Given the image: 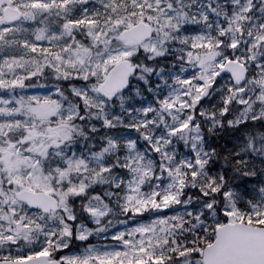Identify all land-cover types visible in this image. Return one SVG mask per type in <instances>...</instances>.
<instances>
[{"label": "snow or ice", "instance_id": "6c2138e0", "mask_svg": "<svg viewBox=\"0 0 264 264\" xmlns=\"http://www.w3.org/2000/svg\"><path fill=\"white\" fill-rule=\"evenodd\" d=\"M0 264H264V0H0Z\"/></svg>", "mask_w": 264, "mask_h": 264}, {"label": "rangeland", "instance_id": "374dc122", "mask_svg": "<svg viewBox=\"0 0 264 264\" xmlns=\"http://www.w3.org/2000/svg\"><path fill=\"white\" fill-rule=\"evenodd\" d=\"M44 92V89H29L28 90V94H39V93H43Z\"/></svg>", "mask_w": 264, "mask_h": 264}, {"label": "trees", "instance_id": "16d2710c", "mask_svg": "<svg viewBox=\"0 0 264 264\" xmlns=\"http://www.w3.org/2000/svg\"><path fill=\"white\" fill-rule=\"evenodd\" d=\"M40 83H43V82L40 81Z\"/></svg>", "mask_w": 264, "mask_h": 264}]
</instances>
